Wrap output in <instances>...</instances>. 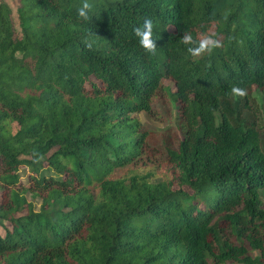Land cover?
Listing matches in <instances>:
<instances>
[{
    "label": "trees",
    "instance_id": "1",
    "mask_svg": "<svg viewBox=\"0 0 264 264\" xmlns=\"http://www.w3.org/2000/svg\"><path fill=\"white\" fill-rule=\"evenodd\" d=\"M89 2V22L82 0L0 2V264H264V0ZM185 32L223 46L193 59ZM160 92L178 149L160 178L115 175L149 162Z\"/></svg>",
    "mask_w": 264,
    "mask_h": 264
},
{
    "label": "rangeland",
    "instance_id": "2",
    "mask_svg": "<svg viewBox=\"0 0 264 264\" xmlns=\"http://www.w3.org/2000/svg\"><path fill=\"white\" fill-rule=\"evenodd\" d=\"M8 5L12 6L15 10L18 6V0H3ZM1 2V0H0ZM18 18L17 14L14 12V19ZM17 32L19 29L16 30ZM15 37L18 38L19 34H15ZM163 87L170 88L171 91H175L173 83L171 81H164ZM87 90H89V86H87ZM252 102L253 105L261 110V104L263 95L258 92L255 88H253L252 92ZM159 100H156L154 105V113L151 115H143L140 114L137 116L140 124L148 131L149 133V142L151 143L152 153L148 158L149 162L146 164L138 165V166H129L128 168H123L117 171L115 175L117 176H125L129 177L131 174L144 175L148 172L157 175V178L163 176L166 168L168 167L166 163V149L167 147H172L174 150L178 149L179 144L182 141V134L179 128L178 122V110L173 107L171 104L169 97L165 92H160ZM262 98V99H261ZM251 105L254 111V106ZM264 112L262 117H256L252 120L251 123H255L259 127H264ZM262 125V126H261ZM262 127V128H263ZM17 128V125L13 124L11 126L12 131L14 132ZM45 173H49L48 170L44 171ZM21 179L20 184L23 186H27L29 184L28 174L21 168ZM191 192L190 189L186 188ZM29 199H34V195L32 193H28ZM40 205V201L37 200L35 202V209L37 210ZM226 237V236H225ZM227 238V237H226ZM232 241L235 239L232 238ZM247 245V244H246ZM253 255L258 254L257 251L252 252Z\"/></svg>",
    "mask_w": 264,
    "mask_h": 264
},
{
    "label": "clouds",
    "instance_id": "3",
    "mask_svg": "<svg viewBox=\"0 0 264 264\" xmlns=\"http://www.w3.org/2000/svg\"><path fill=\"white\" fill-rule=\"evenodd\" d=\"M93 5L89 0H82L81 6L77 9V19L82 22H89L91 17L89 13L92 11ZM154 23L151 18H146L141 26L133 29L134 35L138 40L140 47L145 53L155 55L157 44L156 39L153 38ZM180 42L187 45V52L193 59L200 58L205 54H212L215 49L221 48L222 42L207 32L199 33L197 37L185 32ZM85 46L89 49L92 48V43L85 41ZM231 95L234 98L242 99L247 97L248 90L244 87L234 85L231 87ZM36 162H39L37 160Z\"/></svg>",
    "mask_w": 264,
    "mask_h": 264
}]
</instances>
